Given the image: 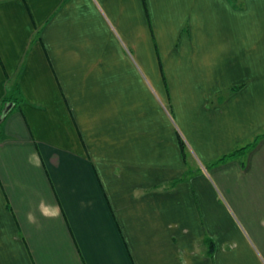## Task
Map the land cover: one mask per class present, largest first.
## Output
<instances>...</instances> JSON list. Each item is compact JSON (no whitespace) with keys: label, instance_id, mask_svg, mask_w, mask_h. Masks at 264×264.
<instances>
[{"label":"crops","instance_id":"0c3cea01","mask_svg":"<svg viewBox=\"0 0 264 264\" xmlns=\"http://www.w3.org/2000/svg\"><path fill=\"white\" fill-rule=\"evenodd\" d=\"M109 21L143 60L170 51L190 85L222 93L226 150L261 134L214 168L237 220L208 173L196 195L163 187L182 171L181 147L145 128L143 110L126 112ZM21 66L32 104L0 127V264H264V0H0V100Z\"/></svg>","mask_w":264,"mask_h":264},{"label":"rangeland","instance_id":"374dc122","mask_svg":"<svg viewBox=\"0 0 264 264\" xmlns=\"http://www.w3.org/2000/svg\"><path fill=\"white\" fill-rule=\"evenodd\" d=\"M100 8L104 17L108 16L104 8L101 6ZM118 11L122 12L121 5L118 7ZM145 15L148 18L147 7ZM109 25L118 42L116 44L115 63L119 71L124 74L126 80L125 91L121 93L125 94L126 112L132 110V114H136L137 111L143 110L145 117L142 118V121L146 126L144 127L165 128L167 145H170L171 141H175V139L178 143L180 136L184 141L183 148L178 143L181 147L182 171L178 176L163 183L166 191L175 190L179 184H186L190 186L193 194L196 195V181L200 182V175H207L208 173L214 182L216 195H218V203L226 205L237 220L236 213L221 187L222 184L213 177L214 168L222 164L217 161L225 153L235 147L253 141V138L234 141L231 147L226 150V146L231 140L224 143L219 141L220 138H217L219 124H216L217 121H215L217 119L216 113H219L218 109H220L215 106H221L223 100L222 93L212 96V91H215L217 88L207 86L204 81L197 82L195 86L190 85L191 83L187 79L196 78L197 76H190L189 70L182 69L175 60V57H178V55L170 51L164 53L165 49H161L160 47L153 48L154 53H146L145 60H143L142 57L144 55L140 54V49L137 50L138 48L134 47L129 38L123 34L119 23L116 21L113 24L109 21ZM186 25H184V28H186ZM40 34L41 30L38 29L33 37V41L39 38ZM145 51H147L146 47ZM22 70L23 66L18 69L13 77H9L6 86L7 96L13 97L19 108L24 104H32L26 96L23 87L21 85L17 86ZM203 76L202 74L201 77L203 78ZM120 82L122 81L118 80L115 91L119 89L118 85ZM67 93L69 94V101ZM63 97L71 114L74 116L72 106L74 105L75 107V104L70 100L73 95L69 90L67 92L63 90ZM209 117H214V121H211ZM155 124H157L156 127H152ZM156 136V132L147 135V137L154 139H157ZM131 137L133 141L139 139L136 129L131 132ZM159 137L161 138L162 135H159ZM198 143L212 146L213 149L210 151V155L206 157L199 149L197 151L196 147ZM208 148L211 149V147ZM198 201L199 197L197 195L195 203L197 204Z\"/></svg>","mask_w":264,"mask_h":264},{"label":"trees","instance_id":"16d2710c","mask_svg":"<svg viewBox=\"0 0 264 264\" xmlns=\"http://www.w3.org/2000/svg\"><path fill=\"white\" fill-rule=\"evenodd\" d=\"M145 3V0H144ZM149 17V16H148ZM17 86H20L19 83ZM13 102V107L9 110V112L7 114H3L4 108L5 106L10 103ZM16 102L14 101L13 97L10 96H5L1 102H0V127L4 121V119L7 117V115L13 110V108L16 107ZM261 134H257L254 138L253 141L248 142L245 145L239 146V147H235L232 150H230L229 152L225 153L222 157H220L218 159V163H223L228 161L229 159H233L236 157H239L241 155H243L248 149H250L252 146H254L257 143V140L260 138ZM179 143L181 145V147L183 148L184 146V141L183 139L180 137L179 138ZM164 187V186H163ZM165 188V187H164ZM213 247V245H210V248Z\"/></svg>","mask_w":264,"mask_h":264},{"label":"water","instance_id":"95a60500","mask_svg":"<svg viewBox=\"0 0 264 264\" xmlns=\"http://www.w3.org/2000/svg\"><path fill=\"white\" fill-rule=\"evenodd\" d=\"M12 104H13V102H10V103H8V104L5 106L4 111H3V114H7V113L9 112V110H10L11 107H12Z\"/></svg>","mask_w":264,"mask_h":264},{"label":"clouds","instance_id":"9594fccd","mask_svg":"<svg viewBox=\"0 0 264 264\" xmlns=\"http://www.w3.org/2000/svg\"><path fill=\"white\" fill-rule=\"evenodd\" d=\"M30 162H31V157H30ZM29 221H32V219H33V217H32V215L31 214H29Z\"/></svg>","mask_w":264,"mask_h":264}]
</instances>
